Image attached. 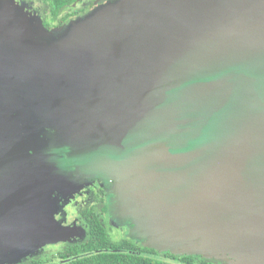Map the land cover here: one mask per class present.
Segmentation results:
<instances>
[{
	"label": "water",
	"instance_id": "95a60500",
	"mask_svg": "<svg viewBox=\"0 0 264 264\" xmlns=\"http://www.w3.org/2000/svg\"><path fill=\"white\" fill-rule=\"evenodd\" d=\"M117 4L55 40L0 0V254L101 177L145 246L264 264V0Z\"/></svg>",
	"mask_w": 264,
	"mask_h": 264
},
{
	"label": "flooded vegetation",
	"instance_id": "af4514ba",
	"mask_svg": "<svg viewBox=\"0 0 264 264\" xmlns=\"http://www.w3.org/2000/svg\"><path fill=\"white\" fill-rule=\"evenodd\" d=\"M118 0H9L12 6L18 9L27 22L41 27L45 33L55 36L54 39L63 38L67 28L94 15L95 12L114 5ZM51 37V36H50ZM52 38V37H51ZM43 39L42 42H47ZM16 117V116H15ZM103 182V181H102ZM53 206L58 208L54 212V219L61 231L66 234V241L57 245L43 246L39 251L48 252L50 248L62 250L58 260L41 261L39 258L24 260L19 264H71L83 259L88 254H73L85 248L89 241L91 226L96 223L101 227L110 244H121L129 247L136 256L149 258L159 264H227L224 261L206 259L197 255H174L169 252H160L145 246L144 242L130 235L133 229L131 224H122L119 218H112L108 209L113 206L116 197H108L105 194V184L99 181L93 182L87 188H83L72 197H65L57 192L49 198ZM115 202L113 203L112 200ZM52 208V206H51ZM115 224H111L112 220ZM129 233V234H128ZM59 250V251H60ZM125 249L119 252H125ZM118 252V251H117ZM64 256V255H66Z\"/></svg>",
	"mask_w": 264,
	"mask_h": 264
},
{
	"label": "rangeland",
	"instance_id": "374dc122",
	"mask_svg": "<svg viewBox=\"0 0 264 264\" xmlns=\"http://www.w3.org/2000/svg\"><path fill=\"white\" fill-rule=\"evenodd\" d=\"M118 2L121 3L122 0H118L115 4H117ZM103 9H105V8H103ZM5 36H6L5 32H3L0 29V38H3ZM95 181H99V182L105 184V194H106V196H108V197H114L115 196L116 197L115 201L118 199V195L116 193L117 190H116L115 182L111 180L112 184H110L109 180H103V179H101V177H98V178L84 177V178H82V182L78 183L76 185V187H74L70 192L60 191V192H57V193L62 194L65 197L69 198V197H72V195H74L77 192H79L80 190H82L83 188H85V187L87 188V186H89V183L91 185ZM112 201H113V203L115 202L114 200H112ZM51 206H52L51 213H53L54 226L60 232V234L58 235V238H56L58 240L50 242L49 238L47 240V239H45L46 237H43L41 240H43V239H45V240H43V242H41V244H38V246L31 248L28 252H25V253L23 252L20 256L15 255L14 253L13 254L2 253V254H0V264H19L20 262H23L24 260H30L31 258H39V259H41V261H51L52 263H54V262L58 263L57 261L58 260L60 261V259L58 257L59 253L62 251L60 249L56 250V248H50L48 252H40L39 251L43 246H49V245H54L55 246L58 243L66 241V239H65L66 234H64V232L59 229L58 224L56 223V221L54 219V212L57 213L58 208L56 206H53V202L52 201H51ZM121 209H122L121 205L116 202V203H114L113 206L109 207L108 214L113 219L114 218H119L120 221L122 222V224H124V225H126V224H131L132 225V223L123 216ZM112 218H111V220H112ZM114 222H116V221L112 220L111 224L114 225L115 224ZM45 224L47 226H51L49 220L46 221ZM130 235H132V237L136 238L137 240H141L133 232V229L130 230ZM19 239H21V238H19ZM160 252H165V251H160ZM182 256H184V255H182ZM225 263H227V262H225Z\"/></svg>",
	"mask_w": 264,
	"mask_h": 264
},
{
	"label": "trees",
	"instance_id": "16d2710c",
	"mask_svg": "<svg viewBox=\"0 0 264 264\" xmlns=\"http://www.w3.org/2000/svg\"><path fill=\"white\" fill-rule=\"evenodd\" d=\"M121 249L126 251L121 253L119 252ZM130 252H135V250H131L129 247L124 248L121 244H110L101 227L94 223L91 226L89 241L85 248L80 249L76 253L73 252L69 256L88 254L83 259L71 264H159L149 258L140 255L136 256ZM64 256L68 257L67 254Z\"/></svg>",
	"mask_w": 264,
	"mask_h": 264
}]
</instances>
